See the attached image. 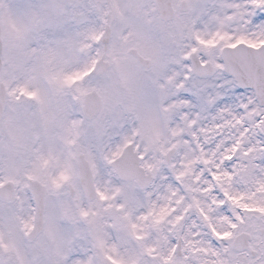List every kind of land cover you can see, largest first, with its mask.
I'll use <instances>...</instances> for the list:
<instances>
[{
	"label": "snow or ice",
	"instance_id": "6c2138e0",
	"mask_svg": "<svg viewBox=\"0 0 264 264\" xmlns=\"http://www.w3.org/2000/svg\"><path fill=\"white\" fill-rule=\"evenodd\" d=\"M0 0V264H264V0Z\"/></svg>",
	"mask_w": 264,
	"mask_h": 264
},
{
	"label": "rangeland",
	"instance_id": "374dc122",
	"mask_svg": "<svg viewBox=\"0 0 264 264\" xmlns=\"http://www.w3.org/2000/svg\"><path fill=\"white\" fill-rule=\"evenodd\" d=\"M4 2L9 6V9L12 11L13 18H19L23 15L25 5L29 0H4Z\"/></svg>",
	"mask_w": 264,
	"mask_h": 264
}]
</instances>
